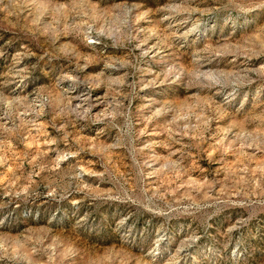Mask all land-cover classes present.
Wrapping results in <instances>:
<instances>
[{
    "label": "rangeland",
    "instance_id": "rangeland-1",
    "mask_svg": "<svg viewBox=\"0 0 264 264\" xmlns=\"http://www.w3.org/2000/svg\"><path fill=\"white\" fill-rule=\"evenodd\" d=\"M0 264H264V0H0Z\"/></svg>",
    "mask_w": 264,
    "mask_h": 264
}]
</instances>
